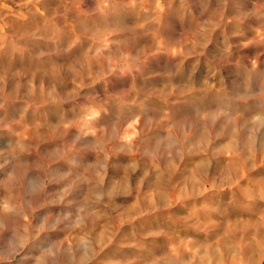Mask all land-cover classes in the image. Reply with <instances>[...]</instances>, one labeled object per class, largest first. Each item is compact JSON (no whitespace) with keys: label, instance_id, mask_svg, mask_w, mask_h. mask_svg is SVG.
I'll return each instance as SVG.
<instances>
[{"label":"rangeland","instance_id":"obj_1","mask_svg":"<svg viewBox=\"0 0 264 264\" xmlns=\"http://www.w3.org/2000/svg\"><path fill=\"white\" fill-rule=\"evenodd\" d=\"M0 264H264V0H0Z\"/></svg>","mask_w":264,"mask_h":264}]
</instances>
